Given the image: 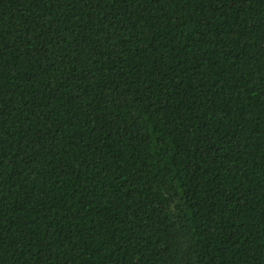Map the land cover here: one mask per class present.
<instances>
[{
  "label": "trees",
  "instance_id": "obj_1",
  "mask_svg": "<svg viewBox=\"0 0 264 264\" xmlns=\"http://www.w3.org/2000/svg\"><path fill=\"white\" fill-rule=\"evenodd\" d=\"M0 264H264V0H0Z\"/></svg>",
  "mask_w": 264,
  "mask_h": 264
}]
</instances>
